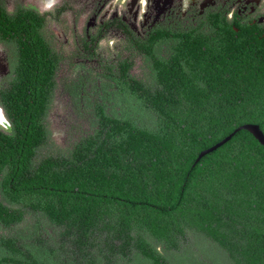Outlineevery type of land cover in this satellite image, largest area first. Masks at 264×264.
<instances>
[{"label": "trees", "instance_id": "16d2710c", "mask_svg": "<svg viewBox=\"0 0 264 264\" xmlns=\"http://www.w3.org/2000/svg\"><path fill=\"white\" fill-rule=\"evenodd\" d=\"M28 14L0 26L2 43L17 55L15 79L0 92L10 121V135L0 133V225L10 229L2 242L13 257L264 264V147L241 129L196 162L241 124L264 135V32L249 24L236 32L217 19L207 32H175L143 46L152 82L131 77L133 61L125 59L106 75L112 98L100 102L93 86L92 131L55 152L45 120L58 60ZM29 215L35 223L23 236L14 229Z\"/></svg>", "mask_w": 264, "mask_h": 264}, {"label": "flooded vegetation", "instance_id": "af4514ba", "mask_svg": "<svg viewBox=\"0 0 264 264\" xmlns=\"http://www.w3.org/2000/svg\"><path fill=\"white\" fill-rule=\"evenodd\" d=\"M26 12L30 13L27 17L29 23L39 25V32L48 44L52 57L58 60L54 72L55 89L50 110L58 87V71L66 59L63 50L57 48L58 32L51 26L63 23L68 27L69 37L73 43L72 51L80 57L77 64L95 63L93 67L85 70L86 73L82 70L80 78L93 81L91 86L95 84L98 86L100 102L107 101L114 95L104 91V88L109 86L107 73L119 72V65L125 59L131 60L124 57L121 52L122 57L119 52H112L106 45L101 46L106 40L117 39L116 51L119 48H127L131 53L137 52L149 59L142 50L143 46H149L154 40L160 42L162 40L160 38L175 32L190 30L207 32L217 19L233 26L236 32H238L236 26L243 24H249L257 31L264 32V0H0V26L23 23ZM2 35L4 32L0 31V47L4 49L3 51L0 49V92L12 85L15 79L14 65L17 62L16 50L12 44L2 43ZM167 48V44H164L160 53L164 55ZM107 54L112 55L111 58ZM149 61L146 71L138 76L131 73V66L130 76L151 83L153 67L150 59ZM94 65L98 67L94 68ZM77 80L74 79L76 83L72 89L81 88L83 85V81L77 83ZM136 95L142 96L140 91ZM0 110L2 113L0 133L10 135V121L1 102ZM0 199H4L1 194ZM9 230L0 225V264H22V261L13 257L11 249L2 242V232L8 234ZM149 245L159 252L166 250L164 245L154 240H151Z\"/></svg>", "mask_w": 264, "mask_h": 264}, {"label": "rangeland", "instance_id": "374dc122", "mask_svg": "<svg viewBox=\"0 0 264 264\" xmlns=\"http://www.w3.org/2000/svg\"><path fill=\"white\" fill-rule=\"evenodd\" d=\"M51 28L56 29L58 32V38L56 41L57 48H61L66 56L63 65L58 71V87L55 90L52 109L45 120L50 132L48 149H50V151L59 152L60 150H68L76 139L92 131L94 113L93 108L89 105L91 104V100L96 96L94 94L95 89L91 86V82L93 81L89 82L86 79L83 80L80 76L82 70L86 73L85 70L93 67V64L95 63L82 62L77 64L80 57H77L72 51L73 43L71 42V37H69L68 27H65L63 23H60L54 27L51 26ZM105 45L109 49H112V52H119V55L121 52L124 57L130 58L134 63L132 64L130 71L136 76L146 71L147 65L150 64V61L144 58L141 54H138L137 52L131 53L127 48H119L116 51L115 46H118V41L115 38H112L111 41L106 40V42L104 41L101 43V46L105 47ZM108 48H106V51ZM0 49L2 51L4 50L3 47H0ZM122 55H120V57H122ZM110 56L112 55H109V58H111ZM97 67V65H94V68ZM74 79H78L77 83L78 81L80 82V80L81 82L83 81L81 88L74 87V89H72L74 83H76L74 82ZM92 85H94V83H92ZM34 220V216L29 215L25 222L17 226L14 230L20 231L21 235L25 236L29 232L27 228L34 223ZM45 230L48 234H54L51 226L46 227ZM13 232L14 231H12V233ZM2 234L6 235L5 232H2ZM187 239V246L189 245L191 247L190 244H193L195 239L191 234L188 235ZM192 247L195 246L193 245Z\"/></svg>", "mask_w": 264, "mask_h": 264}, {"label": "water", "instance_id": "95a60500", "mask_svg": "<svg viewBox=\"0 0 264 264\" xmlns=\"http://www.w3.org/2000/svg\"><path fill=\"white\" fill-rule=\"evenodd\" d=\"M244 129L247 130L253 137L254 139L261 145L264 147V135L261 132V130L259 129V127L257 125L254 124H250V123H244L241 124L239 126H237L232 132H230L224 139H222L220 142H218L217 144L213 145L212 147L203 150L199 153L196 162H198L200 159H202L203 157H205L206 155L212 153L213 151H215L217 148L221 147L222 145H224L226 143V141H228L235 132Z\"/></svg>", "mask_w": 264, "mask_h": 264}, {"label": "bare ground", "instance_id": "6f19581e", "mask_svg": "<svg viewBox=\"0 0 264 264\" xmlns=\"http://www.w3.org/2000/svg\"><path fill=\"white\" fill-rule=\"evenodd\" d=\"M1 114H2V113H1V110H0V119H1Z\"/></svg>", "mask_w": 264, "mask_h": 264}]
</instances>
